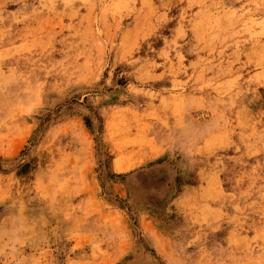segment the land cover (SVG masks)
Here are the masks:
<instances>
[{
	"label": "rangeland",
	"instance_id": "1",
	"mask_svg": "<svg viewBox=\"0 0 264 264\" xmlns=\"http://www.w3.org/2000/svg\"><path fill=\"white\" fill-rule=\"evenodd\" d=\"M0 264H264V0H0Z\"/></svg>",
	"mask_w": 264,
	"mask_h": 264
},
{
	"label": "snow or ice",
	"instance_id": "2",
	"mask_svg": "<svg viewBox=\"0 0 264 264\" xmlns=\"http://www.w3.org/2000/svg\"><path fill=\"white\" fill-rule=\"evenodd\" d=\"M84 108L87 109L88 112H91L92 114H95V110L92 109V106L90 104H88L87 102H85ZM83 115H84L85 122H90L91 115H89V114H83Z\"/></svg>",
	"mask_w": 264,
	"mask_h": 264
}]
</instances>
